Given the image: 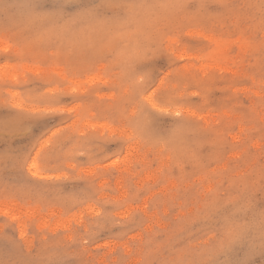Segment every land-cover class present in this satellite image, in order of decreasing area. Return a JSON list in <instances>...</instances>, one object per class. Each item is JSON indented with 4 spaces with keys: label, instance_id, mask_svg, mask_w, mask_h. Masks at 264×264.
<instances>
[{
    "label": "rangeland",
    "instance_id": "rangeland-1",
    "mask_svg": "<svg viewBox=\"0 0 264 264\" xmlns=\"http://www.w3.org/2000/svg\"><path fill=\"white\" fill-rule=\"evenodd\" d=\"M0 264H264V0H0Z\"/></svg>",
    "mask_w": 264,
    "mask_h": 264
}]
</instances>
